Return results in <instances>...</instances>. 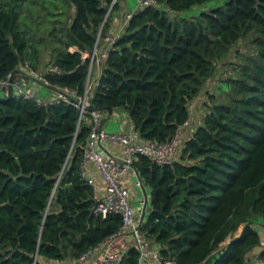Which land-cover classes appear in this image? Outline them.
<instances>
[{"label":"trees","instance_id":"1","mask_svg":"<svg viewBox=\"0 0 264 264\" xmlns=\"http://www.w3.org/2000/svg\"><path fill=\"white\" fill-rule=\"evenodd\" d=\"M207 1L140 5L107 40L119 0H64L57 12L68 18L59 32L50 29L61 47L46 68L56 69L42 73L47 87L83 92L90 62L83 53L97 44L106 55L89 109L124 108L142 139L165 141L187 120L194 126L192 102L233 45L249 36L251 51H238L240 61L223 81L226 100L210 94L202 123L183 138L174 163L137 154L133 165L151 189L141 229L161 258L264 264L255 226L259 216L264 223V0H219L192 18L171 14ZM24 2L0 0V81L20 64L37 69L44 39L22 27ZM90 130L87 115L80 119V108L63 98L0 95V264H42L41 255L77 260L121 230L120 213L92 211L95 189L83 172ZM139 259L133 245L119 264Z\"/></svg>","mask_w":264,"mask_h":264},{"label":"built area","instance_id":"2","mask_svg":"<svg viewBox=\"0 0 264 264\" xmlns=\"http://www.w3.org/2000/svg\"><path fill=\"white\" fill-rule=\"evenodd\" d=\"M154 0H139V6L152 3ZM131 13L127 14V19ZM115 36L108 35L107 40H113ZM106 55L105 49H100L97 44L91 51L83 53L84 57L89 56V71L85 90L79 92L69 87L50 86L51 95H45L39 98L40 85L48 86L49 83L44 76V73L30 68L29 65L24 67L29 71V75L34 79L35 85L31 89L23 90L19 87L20 94L25 97H35L39 102L45 101L47 98L54 100L63 98L73 102L80 108V119L84 117L89 121L91 130L89 137L84 144L83 163L87 161L93 162L97 170L100 172L104 183L105 192L100 198H96V202L92 207V211L96 215L106 216L109 212H118L122 215V226L120 231H130L136 240V245L140 250L139 264H150L149 259L153 258L159 261L160 264H177L173 258H161L157 245L153 240L146 236L141 229L145 214L148 208L149 197L143 185L141 178L134 167L133 162L137 154L149 155L152 160L159 164L171 165L179 155L184 136L181 132V127L187 126L189 120L184 122L178 131L168 140H144L138 130L132 128L127 131L112 132L105 127V118L108 110L99 108L89 109L88 104L95 88L98 85L102 73L101 63ZM23 66V65H20ZM97 66L100 68V74L95 77ZM46 69H56L55 66ZM7 80V79H5ZM4 80V82H5ZM16 85L17 82L13 81ZM18 85V84H17ZM16 85V86H17ZM38 86V87H37ZM53 92V94H52ZM87 113V114H86ZM103 141H109L112 144L122 146V153L119 155L112 154L104 148ZM133 169L136 177V185L142 189V198L138 209H136L130 200V190L125 181L126 173ZM90 183L94 185V178L86 171H83ZM95 189V187H94ZM115 235H112L108 241ZM107 241L106 245L109 243ZM100 246L89 248L77 259L76 264H87L92 253ZM123 254L119 251H111L103 255L102 264H119Z\"/></svg>","mask_w":264,"mask_h":264},{"label":"rangeland","instance_id":"3","mask_svg":"<svg viewBox=\"0 0 264 264\" xmlns=\"http://www.w3.org/2000/svg\"><path fill=\"white\" fill-rule=\"evenodd\" d=\"M17 1L24 2V0H17ZM63 1L64 0H26L24 4H22L23 6V11L21 15L22 27L29 28L31 33L32 32L34 33L35 37H38V35L40 34L44 39L43 44L40 46L41 55H40V58L37 60L36 71L43 72V70L46 68V66L49 63V60L51 59L52 54L56 52L59 47H61V44H59L57 39L53 37L50 29L51 27L53 28L54 26L57 29L56 32H59V25L63 22L65 17L68 18V16H65L64 13L58 14L57 12L58 8H60V12H61V9L63 7ZM137 1L138 0H129L128 9L129 10L137 9V7L139 6V4L137 5ZM219 3H220L219 0H208L204 4L195 5L191 8L182 10L179 13L171 12V14L173 16L177 15V16H184V17L192 18V17L199 15L203 9H209L210 7H213ZM127 14L128 13H126V16H125L126 19H127ZM55 19H58V22H54ZM67 21L69 22V19ZM238 51L247 52V53L251 51V44H250L249 36L243 37L238 42H236L233 45V48L231 49V52L228 55V57L224 59L223 61L219 62L213 75L211 76L210 79H208V81L205 83L204 87L201 90V95L207 94V98H204V101L200 102L202 98H199V95H198L196 100L192 102L191 108H194L197 103L198 104L203 103L204 106L207 105V103L209 102L212 103V100L210 97V94L212 92H213L212 94L214 95L213 97H216L217 101L226 100V96H225L226 90L225 89L227 88V84L223 81H225L224 80L225 78L233 74V70H232L233 67L236 65L237 62L240 61V57L237 54ZM7 85H8V78L7 80H5V84H4L5 90L0 89L1 96H4L5 94L8 93ZM42 88H43V92L39 91L40 92L39 98L44 97L50 92L48 87L44 86ZM214 91H216V93ZM114 124L115 122L112 120V122L108 124L107 130L109 131L116 130L115 128L117 127V124L116 125ZM180 129H181L182 135L185 136V126L181 127ZM147 191H148V196H149L148 207L150 208L151 206L150 187H147ZM134 204L139 205L140 202L134 201ZM148 213H149V210L147 212L146 218L148 216ZM263 224H264L263 217L259 216L257 222L255 223V226L258 228L262 238L264 239V229H263L264 225ZM258 253H259V247H256L249 252V255L251 258L256 259V256Z\"/></svg>","mask_w":264,"mask_h":264},{"label":"crops","instance_id":"4","mask_svg":"<svg viewBox=\"0 0 264 264\" xmlns=\"http://www.w3.org/2000/svg\"><path fill=\"white\" fill-rule=\"evenodd\" d=\"M121 2L120 7L117 11L114 12V17L110 21L109 29L107 34H111L113 36H117L121 34L125 28V25L127 23V19L125 18L126 13L132 12L133 10L128 9L129 0H119ZM138 5V1H137ZM21 65V64H20ZM18 72L15 74L14 81L17 82V86L22 88L23 90L31 89L35 85L34 79L29 75V71L24 66H19ZM45 70V69H44ZM43 70V71H44ZM101 70L97 66L95 77H97L100 74ZM38 87V86H37ZM38 89L43 92L42 86L38 87ZM216 93V91H214ZM213 93V92H212ZM214 93V94H215ZM6 95V94H5ZM50 96V95H49ZM197 98V97H196ZM199 98H202L200 102L204 101V98H207V94H202L201 92L199 94ZM196 100V99H195ZM203 103H198L196 106L192 109L191 112V118L193 120L194 126H185V136L189 137L192 132L194 131L195 127H197L199 124L203 121V116L206 110H204V107H201ZM209 104H207L208 106ZM107 119V121H106ZM109 119V120H108ZM112 120L115 122L114 125L117 124L116 130H111L113 132H120V131H127L132 128V122L129 116V113L124 108H113L112 113H107L105 118V127L107 128L108 124L112 122ZM108 129V128H107ZM184 136V137H185ZM104 148L112 153L119 155L122 153V146L118 144H112L109 141H103ZM88 163V165H87ZM87 165V166H86ZM83 171H86L91 177L94 178V187H95V195L96 198H100L104 192H105V183L104 180L100 174V172L97 170L96 165L91 162L87 161L83 163ZM135 173L133 169L129 170L125 175V181L127 186L130 190V200L132 205L138 209L139 205L134 204V201L139 202L142 198V189L139 188L135 183ZM146 192L148 195L147 188ZM149 197V196H148ZM149 202V201H148ZM149 210V207L147 208V212ZM147 212L145 214L144 219L146 218ZM109 243L106 245V243L100 245L98 249H96L90 259L88 260L87 264H102V258L103 255L111 252V251H119L122 254L130 248L133 245H136V240L134 235L130 231H119L117 235L111 240L108 241ZM40 260L42 264H76L77 260L73 258H65L63 260H56V259H48L46 257L40 256ZM150 264H160L158 260L150 258L149 259Z\"/></svg>","mask_w":264,"mask_h":264},{"label":"water","instance_id":"5","mask_svg":"<svg viewBox=\"0 0 264 264\" xmlns=\"http://www.w3.org/2000/svg\"><path fill=\"white\" fill-rule=\"evenodd\" d=\"M18 68L17 69H15L14 71H12V73L9 75V77H8V85H7V89H8V93L6 94V95H4V97H10L11 95H13V94H20L21 93V91H19L18 89H19V87L18 86H16V85H14L13 84V81H14V74L16 73V72H18ZM4 84H5V82L4 81H0V89H4L5 90V87H4ZM107 110H108V112L109 113H112L113 112V107H107ZM114 237H112L111 239H110V241L113 239ZM42 256V255H41ZM43 257V256H42Z\"/></svg>","mask_w":264,"mask_h":264}]
</instances>
